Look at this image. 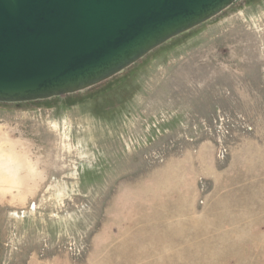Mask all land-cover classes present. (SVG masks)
Listing matches in <instances>:
<instances>
[{
    "label": "rangeland",
    "instance_id": "rangeland-1",
    "mask_svg": "<svg viewBox=\"0 0 264 264\" xmlns=\"http://www.w3.org/2000/svg\"><path fill=\"white\" fill-rule=\"evenodd\" d=\"M14 162L0 264H264V0L84 91L0 102Z\"/></svg>",
    "mask_w": 264,
    "mask_h": 264
},
{
    "label": "water",
    "instance_id": "water-1",
    "mask_svg": "<svg viewBox=\"0 0 264 264\" xmlns=\"http://www.w3.org/2000/svg\"><path fill=\"white\" fill-rule=\"evenodd\" d=\"M239 0H0V102L84 91Z\"/></svg>",
    "mask_w": 264,
    "mask_h": 264
},
{
    "label": "bare ground",
    "instance_id": "bare-ground-1",
    "mask_svg": "<svg viewBox=\"0 0 264 264\" xmlns=\"http://www.w3.org/2000/svg\"><path fill=\"white\" fill-rule=\"evenodd\" d=\"M87 89H89V88H87ZM16 166H17L16 162H14V164L10 163V166L4 164V165L0 166V171H2V172L4 171L5 172L4 174H7L8 176H12L14 173H16V171H15V169L17 168ZM4 174L1 175L2 179H3V177H5ZM5 179H6V177H5Z\"/></svg>",
    "mask_w": 264,
    "mask_h": 264
}]
</instances>
